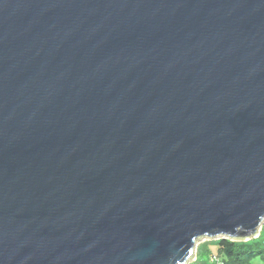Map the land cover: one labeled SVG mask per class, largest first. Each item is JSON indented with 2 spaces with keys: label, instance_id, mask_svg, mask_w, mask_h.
I'll return each instance as SVG.
<instances>
[{
  "label": "water",
  "instance_id": "1",
  "mask_svg": "<svg viewBox=\"0 0 264 264\" xmlns=\"http://www.w3.org/2000/svg\"><path fill=\"white\" fill-rule=\"evenodd\" d=\"M264 226V0H0V264H190Z\"/></svg>",
  "mask_w": 264,
  "mask_h": 264
},
{
  "label": "trees",
  "instance_id": "2",
  "mask_svg": "<svg viewBox=\"0 0 264 264\" xmlns=\"http://www.w3.org/2000/svg\"><path fill=\"white\" fill-rule=\"evenodd\" d=\"M211 245L218 247L217 255H212L211 264H248L253 258L261 257L264 259V226L261 228L259 236L251 240L232 241L219 238ZM202 253L203 251H198L196 261L190 264H209V262L200 260Z\"/></svg>",
  "mask_w": 264,
  "mask_h": 264
},
{
  "label": "rangeland",
  "instance_id": "3",
  "mask_svg": "<svg viewBox=\"0 0 264 264\" xmlns=\"http://www.w3.org/2000/svg\"><path fill=\"white\" fill-rule=\"evenodd\" d=\"M218 239H200L197 243V248H196V255L198 253V251H203V253L200 255V260L201 261H205V262H209L211 261L212 255L215 254L217 255L218 253V247L216 245H211V243H214V241H216ZM209 244V245H206ZM204 245V246H203ZM203 246L202 250L201 247ZM206 252V253H205ZM196 261V256L194 257V259L191 262H195ZM248 264H264V259H262L261 257H257V258H253Z\"/></svg>",
  "mask_w": 264,
  "mask_h": 264
}]
</instances>
